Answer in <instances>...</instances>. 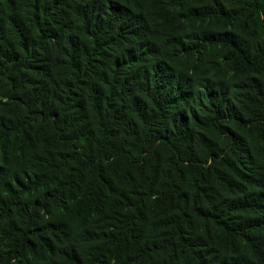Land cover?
Segmentation results:
<instances>
[{
    "label": "trees",
    "instance_id": "trees-1",
    "mask_svg": "<svg viewBox=\"0 0 264 264\" xmlns=\"http://www.w3.org/2000/svg\"><path fill=\"white\" fill-rule=\"evenodd\" d=\"M0 264H264V0H0Z\"/></svg>",
    "mask_w": 264,
    "mask_h": 264
}]
</instances>
